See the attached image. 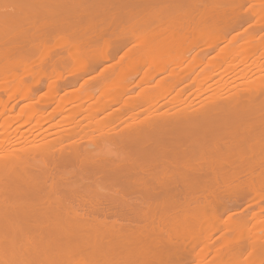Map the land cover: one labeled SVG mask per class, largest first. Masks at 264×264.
I'll list each match as a JSON object with an SVG mask.
<instances>
[{
    "label": "bare ground",
    "instance_id": "6f19581e",
    "mask_svg": "<svg viewBox=\"0 0 264 264\" xmlns=\"http://www.w3.org/2000/svg\"><path fill=\"white\" fill-rule=\"evenodd\" d=\"M262 242L264 0H0V264Z\"/></svg>",
    "mask_w": 264,
    "mask_h": 264
},
{
    "label": "rangeland",
    "instance_id": "374dc122",
    "mask_svg": "<svg viewBox=\"0 0 264 264\" xmlns=\"http://www.w3.org/2000/svg\"><path fill=\"white\" fill-rule=\"evenodd\" d=\"M210 54L212 55V53H210ZM210 54H209V55H210ZM209 55H207V56H209ZM211 55H210V56H211ZM189 79H191V77H189ZM80 81H82V80H80ZM188 81H189V80H188ZM188 81H187V82H188ZM77 87H78V85L76 84V85H75V88H77ZM92 89H93V88H92ZM42 92H43V91H40V90L37 91L38 94H40V93H42ZM77 103H78V102H77ZM20 104H21V103H20ZM20 104H18V105H20ZM52 106H53V105H51L48 109H51ZM81 117H82V114L78 117V119L81 118ZM237 209H238L237 211H240V210H241V211H243L245 214H246V213H249V212H254V211L256 210V209H255V206H253V205H250V206H248V207L245 209V208H244V205H242V204L239 205V206H237ZM257 216H258V215H257ZM255 228H257V227H255ZM231 234H232V233H231ZM231 234H230V235H231ZM228 235H229V234H228ZM259 247H264V243L262 242V244L257 245V249H258ZM209 256H211V254H210ZM209 256H208V257H209ZM263 259H264V257H263Z\"/></svg>",
    "mask_w": 264,
    "mask_h": 264
}]
</instances>
